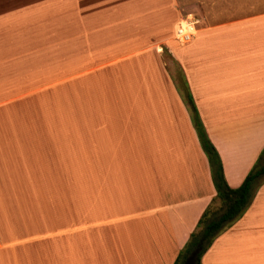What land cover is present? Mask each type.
<instances>
[{"label": "crops", "instance_id": "crops-1", "mask_svg": "<svg viewBox=\"0 0 264 264\" xmlns=\"http://www.w3.org/2000/svg\"><path fill=\"white\" fill-rule=\"evenodd\" d=\"M195 1L220 12L179 47L164 5L180 0L55 18L0 0V264L175 263L217 198L164 47L227 185L242 184L264 148V11L227 20L243 9ZM201 264H264V184Z\"/></svg>", "mask_w": 264, "mask_h": 264}, {"label": "trees", "instance_id": "trees-1", "mask_svg": "<svg viewBox=\"0 0 264 264\" xmlns=\"http://www.w3.org/2000/svg\"><path fill=\"white\" fill-rule=\"evenodd\" d=\"M184 97L191 113L192 123L200 146L210 166L216 196L224 204L223 211L215 217H212L211 207H208L204 211L197 223V230L190 235L186 245L179 252L174 263L183 264L189 254L193 250L198 249L194 264H201V258L211 246L214 238L222 230L239 219L250 206L254 197L256 182L259 178L264 177V164L258 165L256 163L238 188H230L224 179L219 155L207 137L193 99L188 91H186Z\"/></svg>", "mask_w": 264, "mask_h": 264}, {"label": "rangeland", "instance_id": "rangeland-1", "mask_svg": "<svg viewBox=\"0 0 264 264\" xmlns=\"http://www.w3.org/2000/svg\"><path fill=\"white\" fill-rule=\"evenodd\" d=\"M230 1L233 2L234 4H237L238 7L243 10H227V12L229 11L227 20L238 19V17H246L252 14H255L256 10L253 9L255 8V5H257V9H258L257 12L264 11V0H230ZM36 2H37L36 10H52V17L55 18L59 14V10H123L124 5L128 2V0H36ZM198 3L199 2L195 0H180L179 8L176 7V9H173L170 5L171 3L165 4L164 8L165 10H178L179 11L177 18H175V20H173L172 22L173 26L176 24L183 25V22H185L186 20L187 22L192 23L191 26L193 27V31L195 33V29H194L195 24H197L198 29L201 27H204L205 25L213 21L211 20L210 15L218 11L220 12V10H205V7L203 6V4L200 5ZM34 10H35V7H34ZM187 14L189 15L192 14L194 18H192L191 16H188L185 19L181 18V17H185ZM197 20L199 22H196ZM174 36L175 34H173L172 31L168 32V38L170 39L171 43L175 44L176 46L181 47L182 45L178 43V41L176 40V37ZM159 51H160L159 60L161 62V65L164 71L172 79L178 91L180 92L181 97H183V99L185 100L184 94L186 93L187 88H186V85L183 79L181 67L178 64L175 57L173 56L172 54L173 52L170 50V46L169 48L164 47L163 49H160ZM64 56L66 57V55ZM71 56L75 57V54ZM190 119H191V113H190ZM191 122H192V119H191ZM257 164L258 165L264 164V148L261 151ZM263 184H264V177L263 178L261 177L256 182L254 196L256 192L258 191V189ZM209 207H211V212L213 214L212 217L213 216L215 217L223 211L224 204L219 198H217L216 202H214ZM233 224L234 222L230 224L228 227H226L224 230H222L217 236H219L223 231L229 229ZM196 230L197 228L195 229V231ZM217 236L214 238V240L217 238ZM109 261L113 262L111 259H109ZM101 264H103L102 261H101Z\"/></svg>", "mask_w": 264, "mask_h": 264}, {"label": "built area", "instance_id": "built-area-1", "mask_svg": "<svg viewBox=\"0 0 264 264\" xmlns=\"http://www.w3.org/2000/svg\"><path fill=\"white\" fill-rule=\"evenodd\" d=\"M190 22H183V25H180L175 31V37L178 43L181 45H186L190 43L194 36L193 27Z\"/></svg>", "mask_w": 264, "mask_h": 264}, {"label": "water", "instance_id": "water-1", "mask_svg": "<svg viewBox=\"0 0 264 264\" xmlns=\"http://www.w3.org/2000/svg\"><path fill=\"white\" fill-rule=\"evenodd\" d=\"M198 249L193 250L189 256L186 258L183 264H194L195 258L198 254Z\"/></svg>", "mask_w": 264, "mask_h": 264}]
</instances>
